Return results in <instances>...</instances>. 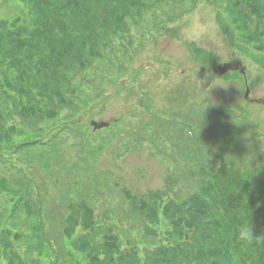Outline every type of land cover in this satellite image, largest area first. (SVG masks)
I'll use <instances>...</instances> for the list:
<instances>
[{"label":"rangeland","instance_id":"374dc122","mask_svg":"<svg viewBox=\"0 0 264 264\" xmlns=\"http://www.w3.org/2000/svg\"><path fill=\"white\" fill-rule=\"evenodd\" d=\"M121 1L39 0L41 11L34 12L20 0H0V33L11 34L5 41L17 36V46L24 45L40 22L53 33L63 25L82 53L80 58L74 51L56 56L59 46L47 48L46 39L44 56L50 50L56 61L43 59L50 64L44 77L33 64L38 59L33 53L26 81L33 96L0 87V175L13 182V190L0 186V264H12L13 252L20 255L14 264H55L57 251L71 254L64 264L79 263L75 241L92 232L78 226L69 241L58 239L61 250L54 243L67 203L79 212L89 204L97 227L110 228L122 252L134 250L143 261L158 248L172 247L171 226L160 209L156 220L141 215L125 190L156 206L160 201L155 202L154 191L162 202L180 201L201 193L206 164L215 171L211 185L228 192L230 173L264 178V46L236 37L220 0H138L133 8L121 7ZM86 9L96 18L84 28L80 15ZM258 25L264 31L262 20ZM31 52L24 46L19 54ZM221 63L232 68L220 74L216 66ZM91 121L108 127L93 130ZM195 141L199 145L192 153ZM41 143L47 146L40 148ZM40 149H52L40 158L43 172L36 163ZM213 149L221 153L224 168ZM86 159L94 168H80ZM33 181L49 200L47 220L27 214L19 204V193L35 192ZM244 199L238 216L247 215L244 226L257 232L264 228V207ZM38 224L40 236L32 234ZM186 234V241L194 242L192 231ZM250 249L246 264L263 260L260 240Z\"/></svg>","mask_w":264,"mask_h":264},{"label":"trees","instance_id":"16d2710c","mask_svg":"<svg viewBox=\"0 0 264 264\" xmlns=\"http://www.w3.org/2000/svg\"><path fill=\"white\" fill-rule=\"evenodd\" d=\"M20 1L23 3L25 2L30 8V11H41L39 0H37V2L36 0ZM92 1L96 5L101 3V0ZM159 1L163 2L165 0H158V2ZM220 1L221 6L227 11L229 24L234 26L235 30H237L236 37H238V39L246 37L252 42V44L257 45L259 48H261L262 45L264 46V31L258 29L260 21L262 20L264 22V0ZM137 2L138 0H128V2L122 0L121 3L119 2V5L123 7L125 4H128L133 8ZM71 5L74 6L73 3H71ZM119 5H117L118 8H121ZM143 5L144 2H142L141 6L143 7ZM141 6L136 7V15L140 11ZM148 8H150V5ZM90 12V10L86 9L83 10V13L80 15L85 19V24L88 23V20L91 21L96 18H93ZM73 17L74 12L72 11L70 18L73 19ZM41 24L42 23L40 22V28L32 34H29L24 41V45L20 44V46H17L19 42L17 43L15 41H20L17 36L13 39L11 38V41H5L4 39H7V36H11V34L4 36L3 33H0V78L2 80L0 87H7L11 89V91H14V94L21 97H25L27 94L33 96L29 90L32 89L33 86L30 87L31 84L26 83L29 77V71L27 70L28 63L30 61L32 62L33 53H37L38 55L37 62H34L33 64L37 65L39 70L42 69L41 71H43L44 77H46L44 71H47L50 64L46 65L43 63V59L49 60V63L56 61L54 53H50L49 49L48 55L44 56V52L46 51L43 50L44 45H41V43L44 42L43 44H45L46 39L48 41L46 42L47 48H53L52 43L59 46L60 51L56 53V56H59L62 52L63 55H66L72 51H74L73 55L75 57L77 56L80 58V55H82L80 51L74 49L73 40H70L67 35H65V27L63 25L59 27L58 32L53 33L52 29H50L49 32L47 31L48 26L46 24ZM84 26V28H87L88 25L86 24ZM35 43H38V45ZM83 43H77L76 45ZM24 46L26 51L32 52L25 55L22 53L19 54L20 49ZM14 47L16 48L14 49ZM261 49L264 51V48ZM80 62L82 63V61ZM53 65L54 64H52V66ZM33 72L35 75V70H33ZM51 75L53 74L51 73ZM35 85L42 87V83ZM42 92L44 91L41 89L39 93ZM72 100H74V98ZM76 109H78V106H76ZM69 110H72V106L69 107ZM69 114L65 119L70 116ZM79 119L82 118L79 117ZM69 121L72 122V119H69ZM77 122L79 121H73L72 123L74 124ZM53 137L54 135H52L50 139ZM193 145L194 146L191 147L192 153L194 152L193 148H198L199 143L195 141L193 142ZM46 146L47 144L41 143L40 148H45ZM51 150L46 149L45 151H41L40 149L38 150L39 153L35 154L38 156L36 163L40 164L42 172L46 167H44L45 163L41 162L40 158L48 153L50 154ZM211 153L215 154V157L216 155L219 156L222 168H224L225 160L222 155H220L221 153L215 149H213ZM86 161L87 159L83 161L84 164L82 166L79 165L80 168L85 167V169H88L87 166L94 168ZM80 168L76 170H79ZM205 169L208 173L202 174L203 180L201 183L203 185L201 187V193H189L188 196L180 201L173 202L168 200L167 202H162L158 193H156L157 191H154L152 193L155 197V202L157 200L158 204V201H160L159 205L156 206L155 203H147L140 194L136 193L131 195L128 190H125V194H127L130 199L132 207L138 210L141 215L143 214L147 218L149 217L156 220L158 219L157 214L160 209L161 215L171 226L170 230L167 232V238H169L170 241L173 240L174 244L172 247H169V249L158 248L156 255H151L143 261L138 257L134 250L132 253H123L118 244L119 237H117L108 227H97L95 219L93 220L95 216L93 209L89 204H83V206L80 207L81 211L79 212L74 211V205L70 203L66 204V214L61 222L59 229L60 232L56 234L54 238V243L59 246L61 241H58V239L60 237L65 239H63V241H69L68 238L72 237L75 229L78 226H83L84 229H88L92 234L75 241L76 248L77 245L79 246L77 250L82 254V256H80L82 260L77 264H246L247 259L245 258L248 256L246 251L249 253V249L257 240H260L262 248H264V235H260V233L264 234V228L261 226L257 227L256 232V230L250 225L245 227L243 223L245 220H248V217L247 215L243 218L238 216V207L245 204L246 199H244V197L248 198L251 205H254L255 202H257L258 204H261V207H264V178L258 179L251 172L241 177L236 176L235 173H230V176L226 180V184L229 186L232 185L233 188L231 189L229 187L230 190L228 192V189L223 190L224 187L221 189L220 186L218 188L212 186L211 184L214 183L215 180V171L210 170L207 164ZM230 171L236 170L232 168ZM262 176H264V173H262ZM30 180H33V177L30 178ZM52 180L54 181L53 178ZM207 180H210V182ZM6 185L11 186L10 189L13 190V182H8L5 177L0 175V186L4 187ZM33 185L35 187L34 193L31 191H23L22 193H19V204H22L27 214L37 215L41 219L44 216V219L47 220L49 214L52 212L51 208H49V200H46V194L38 188L36 182H34ZM11 195L16 196L15 193H11ZM67 197H69V195H67ZM22 200L23 202H21ZM261 210L264 212L263 209ZM35 226L32 234L40 236V233L43 232L42 226H40V224ZM244 228H248L252 232L253 239L252 242H250V246H248L249 242L245 243L239 239V234ZM187 230L192 231L194 242L189 243L186 241L188 239L187 236L189 235L186 234ZM100 232H102L103 235L99 241L97 236ZM52 234L54 236V231H52ZM175 239H179L180 241L175 242ZM47 241L48 239L46 242ZM59 249L61 250L60 246ZM13 254L14 258H9L12 264H14V260H20V255H16L14 252ZM68 254L69 256L71 255L70 253ZM68 254L64 251H57L53 254L52 258L55 264H62V262L64 264L63 258ZM83 254L86 259L83 258ZM212 258H217V260L211 261ZM259 259L263 260L255 264H264V255L261 256V258L259 257ZM18 264H22V262L20 261Z\"/></svg>","mask_w":264,"mask_h":264},{"label":"water","instance_id":"95a60500","mask_svg":"<svg viewBox=\"0 0 264 264\" xmlns=\"http://www.w3.org/2000/svg\"><path fill=\"white\" fill-rule=\"evenodd\" d=\"M237 66H235V67H237ZM231 68H232V65L230 63H221V64L216 66V71H218V73H220V74H224L227 71H229ZM240 73L244 77V69L243 68L240 69ZM244 83H245L244 97H247L249 94V89L246 86V82H244ZM90 126L92 127L93 130H98V129L108 127V123L104 122V121H100V122L91 121Z\"/></svg>","mask_w":264,"mask_h":264},{"label":"clouds","instance_id":"9594fccd","mask_svg":"<svg viewBox=\"0 0 264 264\" xmlns=\"http://www.w3.org/2000/svg\"><path fill=\"white\" fill-rule=\"evenodd\" d=\"M239 239L245 243H248L251 241L252 239V232L250 229L248 228H244L241 230L240 234H239Z\"/></svg>","mask_w":264,"mask_h":264}]
</instances>
